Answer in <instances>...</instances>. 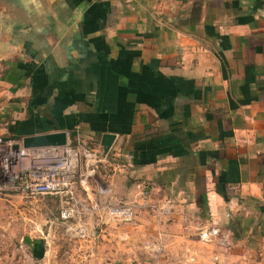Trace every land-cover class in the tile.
Masks as SVG:
<instances>
[{
	"label": "crops",
	"instance_id": "0c3cea01",
	"mask_svg": "<svg viewBox=\"0 0 264 264\" xmlns=\"http://www.w3.org/2000/svg\"><path fill=\"white\" fill-rule=\"evenodd\" d=\"M71 1L66 43L0 30L3 131L75 133L101 154L115 139L76 218L41 199L0 264H264V0ZM13 205L0 198L1 241ZM208 224L224 242L198 239Z\"/></svg>",
	"mask_w": 264,
	"mask_h": 264
},
{
	"label": "built area",
	"instance_id": "2783aa9c",
	"mask_svg": "<svg viewBox=\"0 0 264 264\" xmlns=\"http://www.w3.org/2000/svg\"><path fill=\"white\" fill-rule=\"evenodd\" d=\"M103 160L97 148L72 141L64 146L25 149L20 138L0 135V198H59L63 203L60 219L68 222L78 215L77 188L96 178ZM106 210L122 222L133 220L130 204H108ZM79 235L84 238V231ZM197 236L205 243L224 242L221 230L213 224L200 227Z\"/></svg>",
	"mask_w": 264,
	"mask_h": 264
},
{
	"label": "water",
	"instance_id": "95a60500",
	"mask_svg": "<svg viewBox=\"0 0 264 264\" xmlns=\"http://www.w3.org/2000/svg\"><path fill=\"white\" fill-rule=\"evenodd\" d=\"M0 0V30L11 31L10 41L14 43L20 36H41L45 39L66 43L68 21L78 6L68 0ZM76 136L75 133L51 132L21 138L22 147L40 148L64 146ZM115 136L103 134L100 146L105 157L114 142Z\"/></svg>",
	"mask_w": 264,
	"mask_h": 264
},
{
	"label": "rangeland",
	"instance_id": "374dc122",
	"mask_svg": "<svg viewBox=\"0 0 264 264\" xmlns=\"http://www.w3.org/2000/svg\"><path fill=\"white\" fill-rule=\"evenodd\" d=\"M2 66L0 65V120L3 113V101L5 100V93L7 91L6 83L3 73L1 72ZM3 124H5V121H0V135L6 136L5 132L3 131ZM5 129V128H4ZM12 203H14L16 208L12 209L10 211L9 215V221L10 223L14 224L15 227V233H12L9 235L7 239L4 241L0 240V250L2 249H8L12 251L15 247L18 245V238H20L22 235L27 236L28 234H33L37 231L39 220L35 217L38 215L37 208H40L41 206L45 205V209L48 210L49 205L53 204V201L50 200H41V199H35V200H24L20 199L18 197H13L10 199ZM41 200V201H40ZM49 211V210H48ZM41 215L44 219L45 214L44 211H41ZM1 220V218H0ZM1 228V227H0ZM12 229V228H11ZM1 234V231H0Z\"/></svg>",
	"mask_w": 264,
	"mask_h": 264
}]
</instances>
